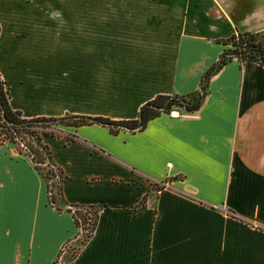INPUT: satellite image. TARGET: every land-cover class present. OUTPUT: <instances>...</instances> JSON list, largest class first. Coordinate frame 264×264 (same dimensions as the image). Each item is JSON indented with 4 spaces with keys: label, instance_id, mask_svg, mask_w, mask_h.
<instances>
[{
    "label": "crops",
    "instance_id": "0c3cea01",
    "mask_svg": "<svg viewBox=\"0 0 264 264\" xmlns=\"http://www.w3.org/2000/svg\"><path fill=\"white\" fill-rule=\"evenodd\" d=\"M58 1L0 0V78L23 117L134 118L158 93L196 89L226 47L217 38L247 30L264 47V0H150L164 5L158 17L139 15L141 29L111 49L102 32L90 55L82 9L79 56L65 46L57 58L56 21L71 44L78 17ZM41 37L46 63L32 50ZM174 109L141 129L113 134L90 123L42 136L63 201L100 205L92 235L69 258L59 249L77 230L70 213L47 202L30 157L1 141L0 264H264V66L231 58L207 78L197 109Z\"/></svg>",
    "mask_w": 264,
    "mask_h": 264
},
{
    "label": "trees",
    "instance_id": "16d2710c",
    "mask_svg": "<svg viewBox=\"0 0 264 264\" xmlns=\"http://www.w3.org/2000/svg\"><path fill=\"white\" fill-rule=\"evenodd\" d=\"M216 41L225 44L226 47L221 50L215 62L202 73L201 79L203 80L200 86L183 94L158 93L139 107L141 109L137 111L134 118L115 120L102 115L82 114H63L56 117L43 115L23 117L19 110L10 107L7 89L3 85L4 81L0 78V131L5 133L3 137L14 142L17 149L23 150L30 157L33 166L44 179L47 202L57 211H68L74 225L77 227L76 233L65 241L69 251L67 256H73L92 235L100 205L63 201L60 184L61 169L51 159L48 146L42 142V136L58 137L62 135L60 126L77 127L90 123L104 125L110 133L114 134L119 128L134 126L138 122V117H140L139 128L141 129L148 119L157 116L160 112H168L176 106H181L186 111L197 109L201 103L200 87L205 91L207 75L218 60L220 62L219 66H221L231 58H235L239 63H242L245 58L254 56L264 66V47L255 32L234 30L226 37L217 38ZM180 98L184 102L180 101ZM20 132H24L26 135ZM64 136L67 140L75 138L70 133H66ZM18 140L23 142L24 147L19 146ZM154 186L158 185L154 184ZM143 200L144 196L140 198L137 204H141Z\"/></svg>",
    "mask_w": 264,
    "mask_h": 264
},
{
    "label": "rangeland",
    "instance_id": "374dc122",
    "mask_svg": "<svg viewBox=\"0 0 264 264\" xmlns=\"http://www.w3.org/2000/svg\"><path fill=\"white\" fill-rule=\"evenodd\" d=\"M42 1L43 0H40V2ZM88 1H89L88 2L89 5H87L86 7H84L81 4V0H71L70 7H68L69 0L58 1L61 10L69 9L71 10L72 13H77L78 17L71 16L73 23L76 20V24H77V25L74 24L75 26L71 27V29L73 30V38L71 44H69L68 37L65 38V34L63 33L64 32L62 27L63 25L61 26L62 21L61 22L59 20L56 21L54 54L57 58L58 57L63 58V54L65 52L64 50L65 46L72 47V52L75 53L77 56H79L80 49L78 45V41H79L78 34L79 31L82 29L80 26L81 25L80 21L84 19L81 18V14H80L82 9H83L82 10L83 13L86 10L85 13L87 17L86 19H87V31H88L87 40L89 47L87 54L90 55L95 53V42L97 38L98 39L100 38L102 32H103V41L105 44V49L107 48L111 49V41H113V38L124 39L129 35L136 34L141 29L140 27L141 22L138 17L139 15L156 14L157 15L156 17H158V14L161 13L160 10L161 6H164L159 3L156 4L154 3L155 5H153L150 0H88ZM47 7L41 5L40 7L41 14L46 13ZM65 28L67 29L66 25L64 26V29ZM35 41L36 40L34 39V42ZM50 48H51V53H53V45H51ZM32 50L34 52V55L35 53H37L38 56L42 57L43 61L46 63L47 61L46 38L41 37L40 44L39 42L36 43ZM27 56L28 55H26L25 58L16 56L17 60L15 61V65L17 69L23 67V65L25 64L24 61L27 58ZM1 57L2 60H4L3 53H1ZM31 57L33 58V54H31ZM109 61H111V57H109ZM56 64L62 67L63 60L57 59ZM78 88L79 87H74V89H78ZM20 133L26 135V133L24 132H20ZM4 134L5 133L3 131H0V138L2 139V142L8 140L7 138L3 137ZM67 258H69V256H67Z\"/></svg>",
    "mask_w": 264,
    "mask_h": 264
},
{
    "label": "water",
    "instance_id": "95a60500",
    "mask_svg": "<svg viewBox=\"0 0 264 264\" xmlns=\"http://www.w3.org/2000/svg\"><path fill=\"white\" fill-rule=\"evenodd\" d=\"M219 60L215 63V65H214V67H213V69L208 73V77L210 76V75H212L217 69H218V67H219ZM202 80L203 79H201L200 80V83H199V86L201 85V82H202ZM200 93H201V100L203 99V96H204V90H203V88H201L200 87ZM180 101H182V102H184V100L182 99V98H180ZM149 104H151V103H149ZM161 108L163 107V106H160ZM140 109L141 108H139L138 110L140 111ZM177 111H176V109H171L170 110V113H172V114H175ZM140 126V117H138V122L134 125V126H132V127H127V126H124L125 128H127V129H136V128H138Z\"/></svg>",
    "mask_w": 264,
    "mask_h": 264
},
{
    "label": "built area",
    "instance_id": "2783aa9c",
    "mask_svg": "<svg viewBox=\"0 0 264 264\" xmlns=\"http://www.w3.org/2000/svg\"><path fill=\"white\" fill-rule=\"evenodd\" d=\"M18 144H19L20 147H24L23 146V142L21 140H18ZM67 250H68V246H67V244L64 243L61 246V248L59 249V252H60L61 255H63V252L65 253ZM60 260H61V256H60Z\"/></svg>",
    "mask_w": 264,
    "mask_h": 264
}]
</instances>
